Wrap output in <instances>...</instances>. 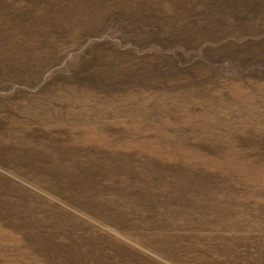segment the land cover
<instances>
[{"label":"rangeland","instance_id":"obj_1","mask_svg":"<svg viewBox=\"0 0 264 264\" xmlns=\"http://www.w3.org/2000/svg\"><path fill=\"white\" fill-rule=\"evenodd\" d=\"M0 264H264V0H0Z\"/></svg>","mask_w":264,"mask_h":264}]
</instances>
